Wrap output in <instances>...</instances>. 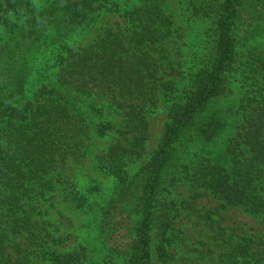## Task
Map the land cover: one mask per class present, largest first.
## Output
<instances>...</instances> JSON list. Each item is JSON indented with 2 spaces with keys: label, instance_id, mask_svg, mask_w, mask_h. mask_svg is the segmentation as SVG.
Wrapping results in <instances>:
<instances>
[{
  "label": "trees",
  "instance_id": "trees-1",
  "mask_svg": "<svg viewBox=\"0 0 264 264\" xmlns=\"http://www.w3.org/2000/svg\"><path fill=\"white\" fill-rule=\"evenodd\" d=\"M181 4L210 21L212 45L178 89L168 0H0V264H92L90 247L61 232L60 203L77 202L94 212L106 264H167L175 213L165 194L183 180L194 197L264 221V0ZM104 14L119 21L98 24ZM233 73L245 92L228 121L210 108ZM161 100L168 121L134 173ZM227 127L233 135L207 150ZM98 176L113 190L91 202L100 188L79 181ZM199 253L198 264H264V238L218 227Z\"/></svg>",
  "mask_w": 264,
  "mask_h": 264
},
{
  "label": "rangeland",
  "instance_id": "rangeland-1",
  "mask_svg": "<svg viewBox=\"0 0 264 264\" xmlns=\"http://www.w3.org/2000/svg\"><path fill=\"white\" fill-rule=\"evenodd\" d=\"M168 7L174 17L176 30L173 38L166 45L168 56L173 63L172 69L176 71L170 78L176 82L177 88L181 89L188 80L187 73H195L200 68L201 62L206 63L209 49L212 45V25L207 19L203 20L196 16L193 18L187 14L181 4V0H168ZM114 20L119 21L117 15L104 14L98 24ZM85 35L82 37H85ZM259 48L264 51V43L261 42ZM262 56L264 57V55L260 57ZM240 82L241 78L239 79L238 74L233 73L230 91L221 100L215 102L211 106L210 111L220 109L221 116L225 112L226 114L223 117L228 121L233 120V115H229V107L235 102L237 104L238 99L245 92V88ZM168 108L169 104L161 100L156 111L148 117L150 139L147 143L144 157L132 165V172L135 173L143 167L155 151L168 121ZM233 130L234 128L230 131L227 127L220 136L216 147H209L207 150L220 149L227 141V138L233 135ZM79 182L80 189L83 192L90 190V193H92V188H100L97 197L101 196V199L97 200L93 197L91 202L93 200L102 202L106 196H110L113 190V181L106 177L98 176L92 182L86 179ZM165 197L169 202L173 203L175 209H173L175 213L173 219V241L169 249L173 254V259L167 264H198L201 258L199 252L206 249L212 230L218 227L238 229L253 239L264 238V221L251 217L242 208L228 206L207 195L200 198L194 197V189L186 180L169 188ZM80 200L83 201L84 199L81 198ZM79 203H70L69 207H64V204L60 203L64 216L61 222L65 225L61 232L65 235H73V237L67 239L66 245L71 246L74 244V240L84 242L86 246L90 247L92 264H106V260L103 259V255L98 250L100 245L98 240L97 242L95 241V233L91 226L94 220V212H84V208L78 207ZM206 213H209L213 220L212 223L206 218ZM153 264L161 263L154 260Z\"/></svg>",
  "mask_w": 264,
  "mask_h": 264
}]
</instances>
